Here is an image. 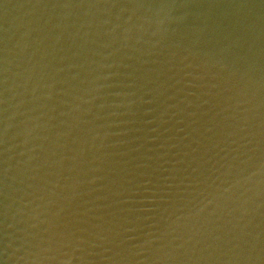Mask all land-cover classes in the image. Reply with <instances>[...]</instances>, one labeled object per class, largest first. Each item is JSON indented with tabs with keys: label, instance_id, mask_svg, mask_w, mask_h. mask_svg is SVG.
Listing matches in <instances>:
<instances>
[{
	"label": "water",
	"instance_id": "obj_1",
	"mask_svg": "<svg viewBox=\"0 0 264 264\" xmlns=\"http://www.w3.org/2000/svg\"><path fill=\"white\" fill-rule=\"evenodd\" d=\"M0 264H264V0H0Z\"/></svg>",
	"mask_w": 264,
	"mask_h": 264
}]
</instances>
